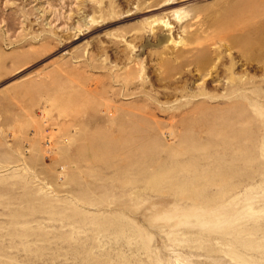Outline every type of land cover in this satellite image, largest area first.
<instances>
[{"label":"rangeland","instance_id":"rangeland-1","mask_svg":"<svg viewBox=\"0 0 264 264\" xmlns=\"http://www.w3.org/2000/svg\"><path fill=\"white\" fill-rule=\"evenodd\" d=\"M0 264H264V0H0Z\"/></svg>","mask_w":264,"mask_h":264},{"label":"bare ground","instance_id":"bare-ground-1","mask_svg":"<svg viewBox=\"0 0 264 264\" xmlns=\"http://www.w3.org/2000/svg\"><path fill=\"white\" fill-rule=\"evenodd\" d=\"M170 5H175V3H171V4H169V5H167V6H170ZM177 12V11H176ZM182 12V11H181ZM175 14H177V16L180 14V12H177V13H175ZM165 23H167V22H165ZM169 24V23H168ZM164 25V24H163Z\"/></svg>","mask_w":264,"mask_h":264}]
</instances>
